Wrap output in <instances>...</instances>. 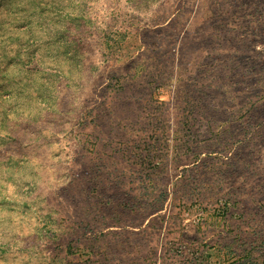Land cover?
<instances>
[{
  "label": "rangeland",
  "instance_id": "374dc122",
  "mask_svg": "<svg viewBox=\"0 0 264 264\" xmlns=\"http://www.w3.org/2000/svg\"><path fill=\"white\" fill-rule=\"evenodd\" d=\"M0 264H264V0H0Z\"/></svg>",
  "mask_w": 264,
  "mask_h": 264
}]
</instances>
